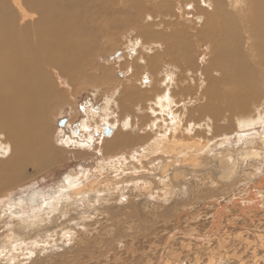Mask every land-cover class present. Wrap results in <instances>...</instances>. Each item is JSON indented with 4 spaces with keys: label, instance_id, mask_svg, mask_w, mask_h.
Returning a JSON list of instances; mask_svg holds the SVG:
<instances>
[{
    "label": "bare ground",
    "instance_id": "6f19581e",
    "mask_svg": "<svg viewBox=\"0 0 264 264\" xmlns=\"http://www.w3.org/2000/svg\"><path fill=\"white\" fill-rule=\"evenodd\" d=\"M181 1L183 0L177 1L178 5L182 7L179 10H189V8L196 10L195 3L188 2L189 4H184ZM185 1L188 0H184V2ZM229 1L234 8L233 13L227 9L226 0H203L205 4H212L215 6L214 9L213 6L211 7L213 11L210 13L211 17L209 18L208 32L204 37H207V35L211 37L220 33L224 37L228 36L231 39L230 44L237 58V62L231 66L210 71V73H212V85L209 88L210 95L208 102L200 105L202 98H196V93L194 94L196 97L192 95L185 97V94H178V92L174 90L178 87L179 83V74H177L178 68L174 65H169L168 67L171 69H168L166 74H163L162 71L160 73L158 72L159 76L161 75L162 77L164 75L158 82L161 87L160 90H156V83L158 80L155 75L148 73L144 74L136 81V84L130 83L131 79H128L118 91L115 90L111 92V97L105 100L98 109L93 108L92 104L84 109L83 112L86 116L82 119L77 130L78 132L74 130L73 135H65L62 129H56L55 131L58 132L60 136L61 147H59L54 142V139H57V133L52 131L50 124L42 123L43 118H45L46 115L48 116V114L45 113L48 98L50 96L61 97V95L65 97L68 92H76L77 85L75 81L79 76L83 75L89 66H93L94 69L91 70L96 73V76L84 78L83 80L86 82L82 86L85 84L97 85L96 90L98 92L102 85L112 84L113 82V80L104 73V70H102L103 73L100 77V73L98 74L95 71L96 66L93 65L92 62V65L88 64L86 61L82 63L80 59V55L83 54V52L93 55L97 51V47H100V40L103 38L107 40L110 36L109 31L106 33L107 27L109 26L106 22V11L104 8V3L106 1L11 0L10 3L7 0H0V67L5 68L11 75H14L12 83L7 82V88L1 85L4 88L2 89V95L0 94V176L2 177L0 185L5 184L4 181L6 177L13 174H21L24 167L28 164H33L37 170H40L48 165V159L50 157L56 155L58 159H61L65 151H68L69 145H71V147H83L84 149L94 148L93 146H96L93 142L95 134L99 136L98 140L96 138V148L99 149L98 151L100 152L103 150V155L106 159L98 165L99 171L97 170L98 172H96L99 173V175L96 173L93 174L94 170L86 169L70 172L68 176L65 177V180L62 181L61 186L56 189L57 191L52 192L47 199L33 196L26 201L8 202L7 204L5 200L0 199V222L6 215H8L9 222V226L6 227L0 239V255L2 257L9 262H18L17 260L20 259L21 255H24L25 258H28L29 254L31 256L34 254L35 256L38 252L37 250H45L48 247L47 245H52L54 244L53 241L57 240L54 239V237L58 232L53 229L52 225L57 226L56 223L59 221V218L67 217L70 213H73V211L82 212V210L84 211L83 208L90 206L94 207L97 203L101 204L100 201H103L107 195H114L115 198L116 194L117 196L125 197V189L135 183L139 190L154 195L153 180L142 178V176H145L142 172H146V170H148L146 172V178H150L148 177L149 173L155 178L158 175V178L160 177V181L156 178L159 182V191L157 190L158 192H155L157 195L155 196L158 198V196L162 194L167 196V192L171 190V182H169L170 170H174L173 180L182 179L185 181L188 175L191 174L192 176L197 171H201V169L202 171H208L209 168L214 166L215 162L220 172L219 177L229 181L230 185L234 184L235 178L239 176L241 171L243 177H245L244 180L247 179V176L250 180L255 179L256 182L258 180L257 183L255 180L253 181L257 185L254 188H256L257 191H261L257 193L252 191L248 194V197L245 195L246 200H244V202L241 203V200H239L240 197L236 199L232 196L235 198L232 199L233 205L243 204V208H236L239 210L240 214L245 217L247 216L248 219L251 217L249 212L260 208L258 206L261 204L260 197L264 195V132H256L252 137L250 136V138L246 140L249 141V143H247L245 147L231 146V144L227 142V138L218 145L221 147L220 149H215L218 146L214 145V140L211 139V136L214 135V131L222 129L217 122V118L225 120L227 126V128H225L226 133L231 128L243 130L246 127L254 128L258 125H264V0ZM116 2L118 7L121 4L124 5V0H117ZM242 3H244L245 6H243ZM161 9L164 10L163 7H161ZM196 17L197 20L203 21L204 19L203 15ZM167 19L170 20L171 18ZM118 21L119 19L117 18L116 22ZM166 30L167 29L164 28L163 31L147 34L145 37L141 35L144 41L138 38L132 39L126 48L119 51L120 56H118L123 57L124 51H127L128 57L134 59L139 52H142L145 57L141 58L144 63L143 65L145 67H155L159 59H164L166 56L171 58L170 54H173L174 45L172 44L171 46L164 40L171 32H167ZM240 32H244L248 37L246 47L251 59L243 57V55L240 54L239 48L241 46V41L238 37ZM177 34L179 33L173 35L176 36ZM150 41L154 42L149 43ZM198 45L202 47L204 43L201 42L200 44L198 43ZM88 51L93 52L89 53ZM177 52L178 51L172 55L170 60L178 59L176 56ZM118 56L114 59L118 58ZM177 64L181 65V63ZM100 68L104 69V66L101 65ZM129 69L131 70L132 68ZM213 72L220 73V78H216ZM125 73L126 71H123V76H125ZM219 86L225 87L226 94L222 96L223 108H219L215 104V99L220 93ZM150 91L155 94L147 101L146 112L144 111L150 119L147 123H144L143 126H134L138 121L136 120L138 112L132 111L128 103L125 105L122 104L127 100H140L144 102V95L147 96ZM61 99L64 98L62 97ZM120 105L124 107V109L120 111L123 118L118 121L117 113H119L118 109ZM113 107H115V110L112 109ZM127 111L132 112L131 116H128L126 113ZM74 112L76 113L75 109ZM134 112L136 115H133ZM105 126L111 128L112 133L110 135L105 134ZM135 127L138 129V133L135 132L136 134L133 133V128ZM141 131L146 132L149 139L147 143L138 145V141L142 138L139 134ZM79 133L81 134V138L84 137L81 139L82 141H78L76 137V134L78 135ZM23 138H29V142L25 143L24 139L21 144V139ZM243 140L244 138L242 141ZM257 142H261L262 144L260 145L262 147H259ZM121 145L130 146L132 149L130 152H121L117 154V156L116 154H110L114 152L111 151L112 149L120 148ZM84 149L83 152H86ZM26 150H29V152ZM70 150L74 151V149ZM75 153H78V151H75ZM157 156L162 157L160 160L167 157V160L165 159L166 162L163 163V161L159 160L155 163L154 157ZM243 164H247L244 165L245 168L241 167ZM147 165H149L148 168ZM211 169H213V167ZM158 171L160 172L159 174H157ZM110 174L112 177H110ZM140 174L142 178L139 179L140 182H135L134 180L127 181L129 176L136 178L139 177ZM170 176L172 177V175ZM195 177L196 176H194V178ZM15 181L16 177L15 180H9L10 183H15ZM238 182L242 183V180ZM245 182L246 181L243 183ZM224 187L226 188V186ZM229 187H227V190ZM228 191L226 192L228 193ZM38 192L39 191H36L34 194ZM199 192L201 191L199 190ZM211 192L214 193V191ZM211 192L210 194H212ZM183 193L182 197L184 196ZM185 193L188 195L190 194L188 192ZM198 194V196H201L200 193ZM228 194H230V191ZM237 194L239 195L240 193L238 192ZM237 194L235 191V195ZM155 196H153V198ZM176 196L177 193L174 197L176 198ZM218 202L216 203L218 204ZM112 206L113 205H111V207ZM164 206H166V204ZM192 207L193 206H191V208ZM106 208H108V206ZM226 209V205H220L216 211V215L214 214L217 216V221L219 220L220 224L225 223H223L222 219ZM227 211L229 210L227 209ZM86 213L88 215V212ZM79 214L80 213H78V215ZM82 214L84 213L82 212ZM147 215L148 214L144 216ZM150 215L153 214L150 213ZM233 215L236 214L234 213ZM254 215L253 213L252 216ZM226 216L229 217L230 215H225V219ZM72 217L73 216L70 218ZM84 217L82 220H84ZM156 217L159 218V216ZM70 218H66L65 222ZM91 218H94V216L92 215ZM71 221L73 222V220ZM96 222H98V220ZM0 225H2V223ZM82 226L87 228L89 224L87 225L84 222ZM237 227L239 228L240 225ZM64 228H62V230ZM84 228H82V230H84ZM215 228L216 227L213 229ZM67 229H64V233L62 232L63 235L60 234L64 239H66L69 234H72L70 233L71 231L69 232L70 228ZM33 233H36V236L34 235V242L25 244L27 241L26 239L30 238L29 235ZM225 233L226 232H224V234ZM34 236H32L33 239ZM71 236H73V234ZM238 237L240 238V236ZM77 238L80 239L79 235ZM33 239L31 240L33 241ZM68 240L70 241V239ZM54 245H52V250ZM77 245H79V243ZM214 247H216V245ZM57 248L59 249V246ZM186 248L188 247L186 246ZM214 255L215 253L211 254L209 261L207 260V264H252L255 261L253 259H243L239 257L240 255L237 256L238 254L235 258H230L231 255L230 257L227 256V258L219 255L218 258H216L217 255ZM34 256L32 257L34 258ZM185 257L178 256L175 261H167L165 264H205L203 261H200L201 258L200 260L194 261L189 257ZM31 259L30 257V261ZM20 260H24V258Z\"/></svg>",
    "mask_w": 264,
    "mask_h": 264
},
{
    "label": "rangeland",
    "instance_id": "374dc122",
    "mask_svg": "<svg viewBox=\"0 0 264 264\" xmlns=\"http://www.w3.org/2000/svg\"><path fill=\"white\" fill-rule=\"evenodd\" d=\"M7 1L11 3V0H7ZM105 1L106 2L104 3L105 5L104 8L106 11L105 14L106 22L109 24L106 33L109 31L110 36L108 37L107 40L105 38L100 40L99 43L100 47H97V51L93 55H89L83 52V54L80 55V59L82 63L83 61H86L88 64L91 65L93 63V65L96 66L95 71L98 74L100 73L99 75L100 77L103 73L102 70H104L105 71L104 73L107 74L109 78L113 80V82L112 84L102 85L98 92L96 90L97 85L85 84L84 86H82L86 82L85 80H83L84 78L86 77L92 78V76L96 74L93 70H91L94 69L93 66H89L87 70H85L83 75L79 76V78L75 81L77 85L76 92L74 93L68 92L65 95V97L64 95H61V97L50 96L48 98V102L46 103V108L44 107L45 113L48 114V116L46 115V117L43 118L42 123L50 124L52 131L57 133V135L58 132L55 131L56 129L57 130L62 129L65 132L64 133L65 135L66 134L73 135L74 130L78 132L77 130L80 126V123L82 119H84V117L86 116V114L83 112L84 109L91 104L93 105V108L98 109V107H100L105 100L111 97L110 96L111 92L115 90L118 91V89L128 79L129 80L131 79L130 83L136 84V81L140 79L144 74L148 73L155 75L156 79L158 80L156 83V90H160L161 87L159 86L158 82L163 78L164 76L163 74L164 73L166 74L168 69H171L168 67L169 65H174L178 68L177 74H179L178 76L179 83H178V87L175 88L174 90H176L178 94H185V97L192 95L193 97L197 96L196 98L198 97L202 98L200 105H203L204 103L209 101V95H210L209 88L212 85V80H211L212 73H210V71L216 70L217 68L223 69L237 62V58L234 55L233 48L230 44L231 39L228 36L224 37L220 33V34H215L211 37L209 35H207V37H204V35L207 34L208 32V26L210 21L209 18L211 17L210 13H212L213 9L215 8V6L212 4L211 5L205 4L203 0H188L185 2L183 0L181 2H183L184 4H189L190 2L195 3L196 10L193 8H189V10L187 9L179 10L182 7L181 5H178L177 3L178 0H124V5L121 4L119 7L116 2L117 0H105ZM226 1H227V9L233 13L234 8L232 6V3L229 0ZM242 5L245 6L244 3H242ZM212 6L213 9H211ZM161 7H163L164 10H162ZM202 15L204 16L205 20L204 19L203 21L197 20L196 16H202ZM117 18L119 19L118 22H116ZM167 18H171V19L168 20ZM141 28L143 29V32ZM164 28L167 29L166 30L167 32L171 31L169 35L166 38H164V40H166V42L169 45L171 46L172 44L174 45L173 54L176 51H178L176 55L178 58L177 60H170L173 55L170 54L171 58L166 56L164 59L162 58L159 59L158 62H156L157 65L155 67H151V66L145 67L143 65L144 64L143 61L141 60V58H145L142 52H139L134 59H131L128 57L127 51H124L123 57H119L120 56L119 55L118 58L111 60L110 56H113L116 52L126 48L128 43H130L132 39H136V38L142 39L141 38L142 36L145 37L147 34L163 31ZM175 33H179V34L174 36L173 34ZM238 37L239 40L241 41V46L239 48L240 54H242L243 57L251 59L247 52V47H246L248 37L244 32H240ZM200 41L204 43V46L200 47L198 45V43L199 44L201 43ZM152 42L154 41H150L149 43ZM88 52L90 53L93 51H88ZM177 63H181V65H178ZM101 65L104 66V69L100 68ZM129 68L132 69L130 70ZM123 71H126L125 73L126 77L123 76L122 74ZM161 71L163 72L162 77L161 75L160 76L158 75V72L160 73ZM213 73L216 78L217 77L220 78V73L218 72H213ZM13 77L14 75H11L5 68L0 67L1 95H2V89L4 87L7 88V82L12 83ZM1 85L4 87H2ZM219 91L220 93L218 97L215 99V104L219 108H223L224 104H223L222 96L226 94L225 87L219 86ZM195 93L197 94L196 96L194 95ZM154 94L155 93L150 91L147 96L144 95V102H141L140 100L138 101L127 100L124 104H122L125 105L126 103H128V105L131 106L132 111H135L136 113L138 112L136 119L138 121L134 126L137 127L139 125L143 126V124L147 123L148 120L150 119V117L145 113L146 112L145 109L147 107V103H148L147 101L151 99L154 96ZM62 97L64 99H61ZM74 109L76 110V113L74 112ZM112 109L115 110V107H113ZM123 109L124 107H121L120 105L118 109L119 113H117L118 121H120L123 118L120 112ZM135 112L133 113V115H136ZM126 113L128 114V116H131L132 114V112L129 111H127ZM61 121L64 122L63 126L59 125ZM217 122L220 124V127H222V129L214 131V135L211 136V139L214 140V145L216 146H218L220 142H224L228 138L227 142H229L231 146L234 145L236 147L237 146L245 147L246 144L249 143V141L246 140L249 139L250 136L252 137L253 134L256 132L257 133L264 132V125L263 126L258 125L254 128L246 127L243 130L231 128L226 133L225 128H227V126L225 120L217 118ZM137 127H135L136 129L133 128L134 134L138 133ZM139 134L142 137L141 138L142 140L140 139L138 141V145L142 143H147L149 137L146 135V132L141 131ZM56 137L57 139L55 138L54 142L57 146L61 147L60 136L58 135ZM76 137L78 138V141H82L81 139L84 138V137L81 138L80 133L78 135L76 134ZM96 138L97 140L99 138L97 134L94 135V140H93L94 144H96L97 146ZM243 138L244 140L242 141ZM24 139H25V143L29 142V138H23L21 139V144H22V140ZM256 141H260V140H256ZM257 143L259 144V147H262L260 145L262 144L261 142H257ZM96 146H93L94 148L91 149H86V148L84 149L83 147L81 148L79 146L76 147L72 146L73 147L72 148L71 145H69L68 146L69 149L67 148L69 152L65 151V154H63L61 159H58L56 155L50 157L48 159L49 161L48 165L40 170H37L33 164L26 165L22 170L21 174L20 173L19 175L13 174L11 176L6 177L4 181L5 184L0 185V199L5 200L6 204L8 202L26 201L33 196L44 197L45 199H47L52 192L57 191L56 189H58L59 186H61L62 181H64L65 177L68 176V174L72 171H79V170L82 171L85 169L94 170V172L92 171L93 174L96 173L99 175V173H97L99 171L98 165L99 163L104 162V160L106 159L105 156L103 155V150L101 152L98 151L99 149H97ZM220 148L221 147L218 146L215 149H220ZM70 149H74V151ZM83 149L86 152H83ZM131 149L132 147L130 146L121 145L120 148L112 149L111 151L114 152L110 154H116L117 156V154H120L121 152H130ZM26 151L29 152V150ZM75 151H78V153H75ZM160 158L162 157L160 156L154 157V160L156 161L155 163H157L160 160ZM165 159L167 160V157H164V159H161L160 161H163V163H165L166 162ZM244 165L247 164H243L241 165V167L245 168ZM148 166L149 165H147V168ZM212 167L213 169H211ZM212 167L209 168L210 171L209 170L202 171L201 169V171H197L192 176L191 174L188 175L185 181H183L182 179L173 180L174 170H170L169 171V177H170L169 182H171L170 185L171 190H169L170 193L167 192V196L162 194L163 196L160 195L158 196V198L156 197L157 196L156 193L159 191V182H158V180L160 181V177L158 178L159 175L156 177L158 178L157 180L154 176H151L152 174L150 173L148 176L150 178H146L147 177L146 172L148 170H146V172H142V174L146 176V177L142 176V178L153 180L154 195L148 194L146 193V191L139 190L135 185L136 181L140 182L139 179L141 178V174L139 177H136L137 180L136 178L129 176L127 178V181L134 180L135 184L126 188L127 190L125 189L124 192L125 197L117 196V194H116V198L114 197V195L113 196L107 195L108 197L105 196L106 198L103 201H100L101 204L97 203V205L94 207L90 206L87 208H83L84 211L82 210V212L84 214H82V212L79 211H73V213H70L71 215L69 214V216L67 217L59 218L58 219L59 221L57 220L58 222L56 223L57 226L52 225L53 229H55L56 232H58V234L56 233V236L54 237V239L57 240L53 241L55 245L52 244L54 245L53 250L57 249L56 251L52 250V245H47L48 246L47 249L37 250L38 252L40 251L41 254L40 252L39 253L35 252L37 255L35 254L34 256L33 254L32 256H34V258L30 254L28 255L29 257L25 255L28 258H25L24 255H21L22 257L20 256V259L24 258L25 261L19 259L17 260L18 262H9L0 255V258H2L0 259V264H15V263L16 264H165L167 261L169 262H171V260L175 261L178 258V256L181 257L186 256L185 258L189 257L194 261L200 260L201 258L200 261H203L205 264H207L211 254L214 253H215L214 256L217 255L216 258H218L219 255L224 256L226 258L227 256L230 257V255H231L230 258H235L240 255L239 257H242L243 259L255 260L252 264H264V195H262L263 197H260L261 204L258 205L260 208L256 209L255 211L252 210V212H249V215L251 217H249L248 219L247 216L245 217L244 215H241L239 210L236 209V208L239 209V207L243 208L242 207L243 204L233 205L232 202V199L235 198L239 199L240 197L239 200H241L242 203L244 202V200H246L245 197L246 196L248 197V194L251 193L252 191L256 193L261 191V190L257 191V189L254 188L257 186L256 183L258 182V180L257 182L255 179L250 180L248 176L247 179L244 180L245 177H243V173L241 171L239 176L235 178L234 184L230 185L229 181L223 180L219 177L220 172L218 171L219 169L216 167L215 162H214V166ZM159 173L160 172L158 171L157 174ZM197 174H199L201 177ZM170 175H172V177ZM194 176L196 177L194 178ZM15 177H16L15 183H10L9 180H15ZM110 177H112V175ZM239 180H242V183L238 182ZM254 180L256 183L253 182ZM1 181H2V177L0 176V182ZM244 181L246 182L243 183ZM224 183H229V184H224ZM223 185L226 186V188ZM227 187H229L228 190L230 191V194H228L229 191L227 190ZM187 188L188 189L190 188L189 191ZM199 190L201 192H199ZM225 190L228 191V193ZM36 191L39 192L37 194H34ZM211 191H214V193ZM235 191L236 194L239 192L240 196L238 194L235 195ZM185 192H188L190 194L188 195ZM210 192L212 194H210ZM176 193L177 196L175 198L174 196L176 195ZM182 193L184 195L183 197H182ZM198 193H200L201 196H198L199 195ZM227 194L229 197L227 196ZM218 195L220 196V198ZM153 196L155 197L153 198ZM232 196H234L235 198H233ZM216 202H218V204ZM158 204H160L161 207ZM162 204L164 205L166 204V206ZM111 205L113 206L111 207ZM220 205H226L227 209L229 210L227 211L226 209L225 211V215L228 214L230 215L229 217L226 216L225 219V215H223L224 217L222 221L223 223L225 222L224 224L222 223L220 224L219 220L217 221V216H215L216 211L218 207H220ZM107 206L108 208H106ZM191 206L193 207L191 208ZM99 207L102 209H100ZM97 210L99 213L97 212ZM208 210H212V211H208ZM86 212H88V215ZM78 213L80 214L78 215ZM150 213L153 215H150ZM234 213L236 215H233ZM253 213L255 214L254 216H252ZM81 214L86 217L82 216ZM146 214L148 215L144 216ZM92 215L94 216V218H91ZM71 216L73 217L70 218ZM156 216H159V218ZM83 217L84 220L86 221L82 220ZM66 218L67 219L70 218V219L65 222ZM116 218L119 220H117ZM71 220H73V222ZM97 220L98 222H96ZM59 222L61 223V225ZM84 222L87 225L89 224L87 228L86 227L84 228L82 226ZM1 223L2 225H0V239L3 236L6 227L9 226L8 215H6V217L0 222V224ZM196 225H198L199 227ZM213 225L214 227H216L215 229H213L214 228ZM217 225L219 226L223 225V226L219 227ZM238 225H240L239 228L237 227ZM62 228H64L65 230L67 228L68 229L70 228L69 232L71 231L70 233L73 234V236H71L72 234L71 235L69 234V236L71 237L69 236L67 237L68 239H70V241L67 238L66 239L62 238L63 236L61 237V235H63L64 233L63 232L64 229L62 230ZM82 228H84V230H82ZM224 232H226L227 234L226 233L224 234ZM74 234L75 235L78 234L80 239L77 238L78 235L75 236ZM34 235L36 236V233L29 235L30 238L26 239L27 241L25 244H28L29 242L30 243L34 242L35 240ZM32 236H34V239L32 238ZM238 236H240V238ZM235 238H237L238 240ZM31 239H33V241ZM67 241L70 243H68ZM78 241H80L81 243ZM78 243L79 245H77ZM215 245L216 247H214ZM56 246L57 247L59 246V249ZM186 246L188 248H186ZM30 257L32 258L31 261H30Z\"/></svg>",
    "mask_w": 264,
    "mask_h": 264
},
{
    "label": "water",
    "instance_id": "95a60500",
    "mask_svg": "<svg viewBox=\"0 0 264 264\" xmlns=\"http://www.w3.org/2000/svg\"><path fill=\"white\" fill-rule=\"evenodd\" d=\"M118 55H119V51H118L117 53H115L113 56H110V58H111V59H114V58L117 57ZM59 125H60V126H63V125H64V122L61 121ZM104 130H105V134H107V135H110V134L112 133L111 128L108 127V126H105V129H104Z\"/></svg>",
    "mask_w": 264,
    "mask_h": 264
}]
</instances>
